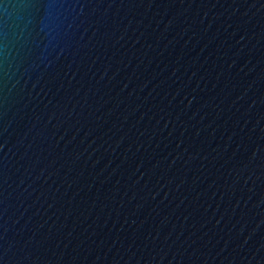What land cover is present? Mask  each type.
Returning a JSON list of instances; mask_svg holds the SVG:
<instances>
[{"label":"water","instance_id":"water-1","mask_svg":"<svg viewBox=\"0 0 264 264\" xmlns=\"http://www.w3.org/2000/svg\"><path fill=\"white\" fill-rule=\"evenodd\" d=\"M0 264H264V0H0Z\"/></svg>","mask_w":264,"mask_h":264}]
</instances>
